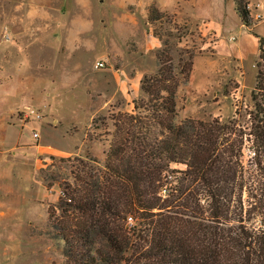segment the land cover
I'll list each match as a JSON object with an SVG mask.
<instances>
[{
	"label": "rangeland",
	"instance_id": "obj_1",
	"mask_svg": "<svg viewBox=\"0 0 264 264\" xmlns=\"http://www.w3.org/2000/svg\"><path fill=\"white\" fill-rule=\"evenodd\" d=\"M245 1L251 18L264 5ZM235 11L233 0H0V264H67L62 228L79 215L65 198L101 182L112 140L138 129L160 52L179 85L177 123L249 125L264 19L246 27ZM254 157L247 145L246 168Z\"/></svg>",
	"mask_w": 264,
	"mask_h": 264
},
{
	"label": "trees",
	"instance_id": "obj_2",
	"mask_svg": "<svg viewBox=\"0 0 264 264\" xmlns=\"http://www.w3.org/2000/svg\"><path fill=\"white\" fill-rule=\"evenodd\" d=\"M233 1L250 27L248 3ZM165 15L149 10L153 22ZM168 55L141 81L149 98L134 108L138 129L112 140L101 182L65 198L79 215L62 228L67 264H264V42L253 111L240 129L218 118L175 121L179 85Z\"/></svg>",
	"mask_w": 264,
	"mask_h": 264
},
{
	"label": "crops",
	"instance_id": "obj_3",
	"mask_svg": "<svg viewBox=\"0 0 264 264\" xmlns=\"http://www.w3.org/2000/svg\"><path fill=\"white\" fill-rule=\"evenodd\" d=\"M236 12V11H235ZM264 42V41H263ZM3 146L4 145H0V153H2V152H4L3 151ZM21 147H22V144H21V142L20 141H18V142H16L15 144H13V145H11L10 146V153L11 152H14L15 150L16 151H18V149L20 150L21 149ZM4 173H6L5 171H4V168H0V178H2V176L4 175ZM0 208L2 209V205L0 204ZM12 210H15V209H12ZM5 215H6V213H3V211L2 210H0V217L1 218H3V217H5ZM0 218V219H1ZM5 225V223L4 222H2L1 220H0V236L2 235V227ZM6 233V232H5Z\"/></svg>",
	"mask_w": 264,
	"mask_h": 264
},
{
	"label": "built area",
	"instance_id": "obj_4",
	"mask_svg": "<svg viewBox=\"0 0 264 264\" xmlns=\"http://www.w3.org/2000/svg\"><path fill=\"white\" fill-rule=\"evenodd\" d=\"M254 12L255 13L252 17L254 21L259 22V21H262L264 19V5L263 4H260V3L256 4L254 6ZM103 67H104L103 63L97 64V68H103ZM34 136H35V138L39 137L38 134H35Z\"/></svg>",
	"mask_w": 264,
	"mask_h": 264
}]
</instances>
